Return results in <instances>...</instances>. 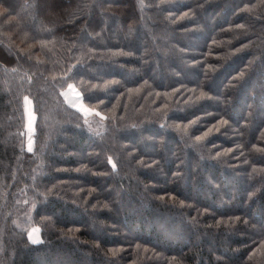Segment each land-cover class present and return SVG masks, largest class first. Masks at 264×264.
I'll list each match as a JSON object with an SVG mask.
<instances>
[{
    "label": "trees",
    "instance_id": "1",
    "mask_svg": "<svg viewBox=\"0 0 264 264\" xmlns=\"http://www.w3.org/2000/svg\"><path fill=\"white\" fill-rule=\"evenodd\" d=\"M0 264H264V0H0Z\"/></svg>",
    "mask_w": 264,
    "mask_h": 264
},
{
    "label": "rangeland",
    "instance_id": "2",
    "mask_svg": "<svg viewBox=\"0 0 264 264\" xmlns=\"http://www.w3.org/2000/svg\"><path fill=\"white\" fill-rule=\"evenodd\" d=\"M66 100L76 109H78L84 116H88L92 111L88 110L85 106H83L81 99L78 93L74 89H69V91L65 94ZM27 103L25 102V128H26V140L31 141V135L34 127V116L32 114V105L31 102L27 99ZM31 118V130H29V122ZM29 145V144H28ZM35 230V231H34ZM32 240L39 241L38 229H33L31 231Z\"/></svg>",
    "mask_w": 264,
    "mask_h": 264
},
{
    "label": "snow or ice",
    "instance_id": "3",
    "mask_svg": "<svg viewBox=\"0 0 264 264\" xmlns=\"http://www.w3.org/2000/svg\"><path fill=\"white\" fill-rule=\"evenodd\" d=\"M69 87H71V85H69ZM201 96H204L205 95V93H203V92H201V94H200ZM25 102L27 103L28 101H27V98H25ZM97 115H98V113H97ZM223 123H227V121L226 120H224V121H222ZM134 127H135V125H133ZM29 130H31V118H30V122H29ZM197 139H200V137H197ZM28 150L29 151H32V146H31V141H29V147H28ZM110 163H111V161H109ZM113 167H115V165H113ZM35 231V230H34ZM29 240L30 241H32L33 243H38L39 241H35V240H32V236H31V234L29 235Z\"/></svg>",
    "mask_w": 264,
    "mask_h": 264
}]
</instances>
